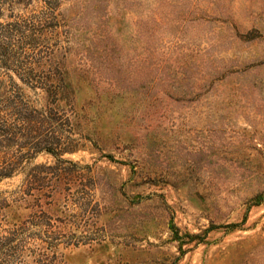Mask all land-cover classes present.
<instances>
[{
    "label": "rangeland",
    "instance_id": "rangeland-1",
    "mask_svg": "<svg viewBox=\"0 0 264 264\" xmlns=\"http://www.w3.org/2000/svg\"><path fill=\"white\" fill-rule=\"evenodd\" d=\"M0 264H264V0H0Z\"/></svg>",
    "mask_w": 264,
    "mask_h": 264
}]
</instances>
